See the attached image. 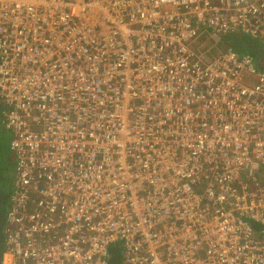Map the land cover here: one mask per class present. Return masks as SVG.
Listing matches in <instances>:
<instances>
[{
    "label": "built area",
    "instance_id": "obj_1",
    "mask_svg": "<svg viewBox=\"0 0 264 264\" xmlns=\"http://www.w3.org/2000/svg\"><path fill=\"white\" fill-rule=\"evenodd\" d=\"M229 32L264 45V0H0L2 264H264V66Z\"/></svg>",
    "mask_w": 264,
    "mask_h": 264
},
{
    "label": "trees",
    "instance_id": "obj_2",
    "mask_svg": "<svg viewBox=\"0 0 264 264\" xmlns=\"http://www.w3.org/2000/svg\"><path fill=\"white\" fill-rule=\"evenodd\" d=\"M225 41L230 44L234 49L239 52L250 53L255 63L258 66H264V45L256 38L245 35L240 32H229L223 37ZM0 102V116L3 118V110ZM1 136L5 133L12 131L0 123ZM11 140V136H10ZM0 137V264H2V259L5 251V224H6V213L9 207L10 196L13 191V182L15 175V156L13 149L10 146V142H2ZM117 245V243H116ZM115 246V245H114ZM110 249V255L107 264H120L121 262V252L119 247H114Z\"/></svg>",
    "mask_w": 264,
    "mask_h": 264
},
{
    "label": "rangeland",
    "instance_id": "obj_3",
    "mask_svg": "<svg viewBox=\"0 0 264 264\" xmlns=\"http://www.w3.org/2000/svg\"><path fill=\"white\" fill-rule=\"evenodd\" d=\"M222 41H223L224 43L226 42L224 38H222ZM0 123L4 124V122H3V118H2L1 116H0ZM1 132H2V131H0V137H1V139L3 140L2 142L7 141V142L9 143V142H10V136L12 137L11 132L5 133V134L2 135V136H1ZM0 146L2 147L3 144H0Z\"/></svg>",
    "mask_w": 264,
    "mask_h": 264
},
{
    "label": "crops",
    "instance_id": "obj_4",
    "mask_svg": "<svg viewBox=\"0 0 264 264\" xmlns=\"http://www.w3.org/2000/svg\"><path fill=\"white\" fill-rule=\"evenodd\" d=\"M12 135V134H11Z\"/></svg>",
    "mask_w": 264,
    "mask_h": 264
}]
</instances>
